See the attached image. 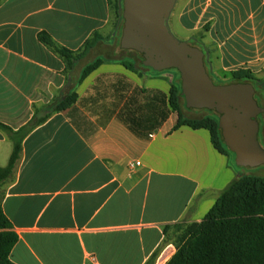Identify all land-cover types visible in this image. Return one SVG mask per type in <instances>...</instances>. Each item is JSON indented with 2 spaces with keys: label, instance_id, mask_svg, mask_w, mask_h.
I'll return each mask as SVG.
<instances>
[{
  "label": "crops",
  "instance_id": "crops-1",
  "mask_svg": "<svg viewBox=\"0 0 264 264\" xmlns=\"http://www.w3.org/2000/svg\"><path fill=\"white\" fill-rule=\"evenodd\" d=\"M168 24L204 52L212 78L245 71L261 80L253 85L264 94V0H176ZM41 33L79 52L96 33L114 45L118 28L109 0H0V124L14 131L48 115L72 78ZM177 79L171 71L141 77L107 61L77 86L71 107L23 140L11 177L0 184L19 237L11 264L172 258L164 228L202 222L241 177L210 131L176 129L169 98ZM9 142L0 127L1 168L13 151Z\"/></svg>",
  "mask_w": 264,
  "mask_h": 264
},
{
  "label": "trees",
  "instance_id": "trees-1",
  "mask_svg": "<svg viewBox=\"0 0 264 264\" xmlns=\"http://www.w3.org/2000/svg\"><path fill=\"white\" fill-rule=\"evenodd\" d=\"M112 4L114 14L119 19L117 41L114 45H108L96 33L79 52H73L57 45L47 34L39 35V39L44 44L65 60L68 70L72 72V78L67 85L65 99L52 107L45 117L34 118L18 131L0 124L13 144L8 165L4 168L0 167V184L11 177L19 159L23 140L52 113L71 107L77 100V86L100 65L107 61L117 62L141 77L146 71L159 73L143 65L142 54L120 47L124 27L123 0H114ZM173 70L178 73V79L174 82L170 93L169 111L178 114L176 129L182 126L194 130L206 129L210 131L212 143L218 152L235 157L223 140L216 113L212 110L186 107L179 71L176 69L166 71ZM257 81L250 73L239 71L232 75L228 84L255 85ZM262 99L263 104L259 102L258 104L264 108V97ZM258 119L259 122L264 120V113L259 115ZM2 200L3 195L0 193V264H11V251L19 237L4 214ZM163 231L166 241L172 242L176 248L175 254L166 264H264V177L246 175L234 179L220 193L202 222L190 224L184 220L166 226ZM156 255L157 253H154L146 264H154Z\"/></svg>",
  "mask_w": 264,
  "mask_h": 264
},
{
  "label": "water",
  "instance_id": "water-1",
  "mask_svg": "<svg viewBox=\"0 0 264 264\" xmlns=\"http://www.w3.org/2000/svg\"><path fill=\"white\" fill-rule=\"evenodd\" d=\"M176 0H123L124 27L120 47L143 55V65L156 72L176 69L186 107L216 113L223 140L242 168L264 165L259 140V115L264 113L252 83L214 84L205 54L186 41H178L168 20Z\"/></svg>",
  "mask_w": 264,
  "mask_h": 264
},
{
  "label": "rangeland",
  "instance_id": "rangeland-1",
  "mask_svg": "<svg viewBox=\"0 0 264 264\" xmlns=\"http://www.w3.org/2000/svg\"><path fill=\"white\" fill-rule=\"evenodd\" d=\"M110 1V5H111V12H112V22H113V25L115 28H118V25H119V19L118 17L114 14V9H113V4L112 2L114 0H109ZM120 1V0H119ZM170 27V26H169ZM171 29V28H170ZM172 31V30H171ZM172 34L174 35V37L178 40V41H182V39H180V36L178 34H175L173 31H172ZM171 72H174L178 75V73L176 71H171ZM231 77L232 76H227V77H224L223 79H215V78H212L214 84L216 85H226L228 82H230L231 80ZM258 82H260L261 80L257 79ZM258 94V99L257 102H259V104H263V97H264V94ZM259 140H260V143L262 145V147L264 148V120L260 121V133H259ZM10 145H11V142H9ZM13 147V145H12ZM231 158V164L232 166L234 167L235 171H237L238 173L241 174V177H244L246 175H253V176H260V177H264V165L262 166H259V167H256V168H242V167H238L236 166L235 164V157L233 155L230 156ZM1 162V161H0ZM240 177V178H241ZM191 224V223H190Z\"/></svg>",
  "mask_w": 264,
  "mask_h": 264
},
{
  "label": "flooded vegetation",
  "instance_id": "flooded-vegetation-1",
  "mask_svg": "<svg viewBox=\"0 0 264 264\" xmlns=\"http://www.w3.org/2000/svg\"><path fill=\"white\" fill-rule=\"evenodd\" d=\"M255 98L258 99V94L256 93Z\"/></svg>",
  "mask_w": 264,
  "mask_h": 264
},
{
  "label": "built area",
  "instance_id": "built-area-1",
  "mask_svg": "<svg viewBox=\"0 0 264 264\" xmlns=\"http://www.w3.org/2000/svg\"><path fill=\"white\" fill-rule=\"evenodd\" d=\"M137 165H140V163H137ZM133 165H130V167H132Z\"/></svg>",
  "mask_w": 264,
  "mask_h": 264
}]
</instances>
